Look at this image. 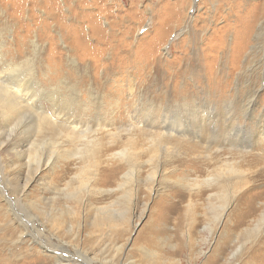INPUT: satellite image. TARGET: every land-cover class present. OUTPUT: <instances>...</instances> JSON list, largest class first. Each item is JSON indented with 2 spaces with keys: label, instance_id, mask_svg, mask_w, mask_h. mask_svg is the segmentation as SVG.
<instances>
[{
  "label": "rangeland",
  "instance_id": "obj_1",
  "mask_svg": "<svg viewBox=\"0 0 264 264\" xmlns=\"http://www.w3.org/2000/svg\"><path fill=\"white\" fill-rule=\"evenodd\" d=\"M184 8L0 0V76L21 74L38 99L0 114V264H19L28 243L40 254L24 264L59 251L63 264H203L224 242L218 264H264V222L245 229L264 209V0ZM176 125L191 137L170 135ZM218 168L234 174L208 185ZM83 181L89 190L66 197ZM247 182L254 202L236 229L219 219L223 192Z\"/></svg>",
  "mask_w": 264,
  "mask_h": 264
},
{
  "label": "bare ground",
  "instance_id": "obj_2",
  "mask_svg": "<svg viewBox=\"0 0 264 264\" xmlns=\"http://www.w3.org/2000/svg\"><path fill=\"white\" fill-rule=\"evenodd\" d=\"M189 1L190 0H182V7L186 8V6L189 4ZM67 2H69V0H67ZM57 8H60V7H57ZM47 9H51V8H47ZM47 14L48 13H45V15H47ZM56 14L57 13L51 12L50 16L47 15V17H51V19H54ZM1 60L2 59L0 58V61ZM21 77H22L21 74L14 75V74H11L9 72H3L0 76V114H2L3 116L7 115V113H9L11 111L13 112V110L15 109L14 107L17 106V105H15V103L20 105L21 102H24L27 105L28 109L29 108L33 109L35 104L38 103V101H37L38 99H37L35 92L29 91L28 87H26L24 85L23 79ZM21 106H23V105H21ZM58 115H61V113L54 114L53 120ZM6 118H8V117H6ZM12 121H11V124H12ZM11 124L7 123L8 126ZM15 126H16V124L14 126H12L11 128L13 129V127L15 128ZM257 126H259V124ZM38 127H40L39 124H38ZM262 128L263 129L260 131V133L263 136L264 135V125L262 126ZM168 132L170 135L173 134L174 132H177L178 135H181L184 138H188L189 136L191 137V135H192V131L190 130V127H188V126L183 127L181 125L180 126H177V125L171 126L170 129L168 130ZM2 135H3L4 139L1 142V146H4V144L7 142L5 140H7V139L5 137L4 132H2ZM6 136L9 137V135H6ZM218 145H220V144L218 143ZM216 150L219 151V149H216ZM37 152H38V150H35V151H33V154L36 155ZM119 154H120V157L123 159H127L129 157V154L126 150L121 151ZM30 158L32 159L33 157L30 156ZM37 170H38V168H37ZM232 174H234V171H224L223 172L220 168H218V170L212 176L205 178V181L208 185H212V184H216V183L220 184L222 181H224L223 179L226 178V176H231ZM95 175H96V170L93 173V177ZM127 175L128 174L126 173V175L124 177L127 178L129 176V175L128 176ZM31 181H32L31 179H28L25 181V183L22 186H20V184L17 185L18 189H19L18 192L21 193L20 196H23L22 193L24 195L26 194L27 190L30 188V186L32 184ZM16 183H17V181H16ZM242 185L241 186L236 185L233 187L229 186L230 188H227L223 192L224 193L223 197H224V199H226V202H224V204L222 206V208H223L222 213L219 216L220 220L223 217L228 218V220L231 221V223H233V228H236V229L240 228L246 224L247 219H248L247 218L248 214L246 213V207H248V206L251 207V203L253 201V198H252L253 192L251 191L252 185H249L248 182L246 184H244L243 186ZM89 186L90 185H89L88 181H83L81 183L80 187H78V188H69V186L67 185L65 188H63V190L66 191L65 192L66 197L79 199V197L82 195L83 191H85L86 189L89 190ZM97 190L101 191L100 188ZM5 191L6 190L3 189L4 193H5ZM256 196H257V193H256ZM7 201H8L7 202L8 207H11L13 210V209H16V204L20 201V198L19 197L18 198H12V199H8ZM180 201L181 200H179V202ZM187 205L189 207L194 206V201L192 199H190L187 202ZM263 206H264V202L261 203V207H263ZM96 209L98 212L100 211L99 214L101 215V209L102 208L97 207ZM110 215H111L110 218H112L113 216H116V214H113V215L110 214ZM18 220H20V219H18ZM14 221H15V219H14ZM263 222H264V209H262L258 215H255V217L252 219V225L245 227V229L246 230L249 229L251 231L256 232L258 229H260ZM21 223H23V222H21ZM15 229H16V231H14V230L13 231L17 233L16 239L18 241H20L22 237H24L26 239V236L23 234L22 230H19L18 228H15ZM37 242L38 241H36V243ZM21 243L23 244V243H28V242H21ZM27 245L29 247L28 249L27 248L25 249L27 251V253L22 254L23 256H21V258H20L21 261L18 262L19 264L27 263L29 260H33L34 258H36V255L40 254L39 250H35L33 252V250H34L33 248L36 246L30 245L29 243ZM39 246L41 247V245L38 244L37 247H39ZM44 248H45V246H44ZM227 248H228V245L226 242L218 244L216 249L214 250V252L207 258V260L203 264H207V263L209 264L210 262H212L211 264H218L219 259H221L222 256L225 254ZM242 248H244V244L243 243L238 244L237 247L234 249V252L236 251V253H237L238 251H242L241 250ZM59 252H60V254H59L60 256L55 255V254H51V256L56 259V262L54 264H63L61 262H65V261L68 262L69 260L66 259L68 257L67 253L64 254L61 251H59ZM80 255H84L86 258H88V256L82 252L80 253ZM241 255H243V254L241 253ZM232 263H233V260L229 259V262L227 264H232ZM240 264H255V263H250L249 259L246 260V258H243V259H241Z\"/></svg>",
  "mask_w": 264,
  "mask_h": 264
}]
</instances>
